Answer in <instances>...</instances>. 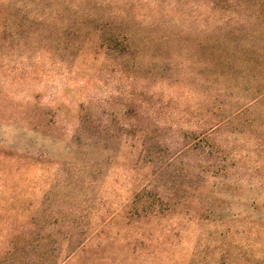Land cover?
Listing matches in <instances>:
<instances>
[{"label": "rangeland", "instance_id": "374dc122", "mask_svg": "<svg viewBox=\"0 0 264 264\" xmlns=\"http://www.w3.org/2000/svg\"><path fill=\"white\" fill-rule=\"evenodd\" d=\"M22 1L30 2L28 14L38 9L35 0H0ZM110 1L108 13L137 19V38L156 21L188 33L183 56L217 40L230 49L264 48L263 12L222 14L213 0ZM68 57L65 63L55 54L0 47V264H264V143L257 138L264 135V100L252 108L245 83L218 96L220 87L205 89L185 71L160 83L154 67L144 83V55L125 71L104 55ZM131 104L166 128L163 150L170 155L182 149L184 134L192 143L211 124L242 112L210 137L226 172H206L203 151L190 152L154 186L153 195L166 197L177 171L196 173L212 188L221 222L186 212L144 220V195L134 202L146 183L144 166L134 168L144 152L127 127ZM83 115L96 121L95 131L81 129ZM92 136H99L95 146L87 142ZM252 225L263 228L261 239ZM17 233L23 237L15 240ZM42 234L47 238L37 239ZM72 242L82 246L68 254Z\"/></svg>", "mask_w": 264, "mask_h": 264}, {"label": "trees", "instance_id": "16d2710c", "mask_svg": "<svg viewBox=\"0 0 264 264\" xmlns=\"http://www.w3.org/2000/svg\"><path fill=\"white\" fill-rule=\"evenodd\" d=\"M77 1L70 0V4L64 2L41 6L40 0H35L38 9L31 14L27 11L30 5L28 1L15 5L0 2V47L9 46L32 52L38 51L42 54H55L65 63L69 61L68 56L76 59L83 54L104 55L121 71H125L130 63L135 66L139 57L144 55V70L147 75L144 74V83L149 81L148 75L155 73L154 67L156 73L158 72L160 83H166L165 80L168 81L169 76L185 71L186 74L195 76L205 89L211 86L220 87L218 96L228 90L241 89V85L245 83L247 86L245 93L255 97L252 108L264 100V89L261 90L264 77L260 72L264 69V48L230 49L224 42L217 40L207 45L199 43L198 51L194 55L183 56L189 43L188 33L168 31L171 27H169L170 23L165 27L164 23L156 21L149 30L144 31L143 38L139 37L144 47L143 51V47L138 43L139 38L132 32V25L137 19L128 16L127 19L119 20L117 10L108 13V7L114 6L110 0H107L108 7L99 0ZM212 4L213 11L222 14L264 13V0H235L233 4L230 0H213ZM162 28L167 30L161 35L159 31ZM206 50L210 52H205ZM133 113L134 117H129L133 122L127 127H130V134L133 137L141 140L144 152V163L140 161L142 159L140 155L134 168L140 170L144 166V183H146L144 194L137 193L134 202L137 203L139 200V194L144 195V199L141 198L144 203V220L162 219L186 212L201 222H221L220 218H214L216 198L210 194L212 188L207 186L206 181L200 179L196 173H188L182 167L173 178L175 183L170 187V193L166 197L153 195L154 186L158 179L170 172L171 167L176 164L184 165L180 159L190 152L203 151L202 154L207 159L206 172L213 170H216L213 171L215 173L226 172L227 168L218 162L221 151L210 141V137L221 132L230 123V119H236L242 112L239 111L230 119H222L211 124L209 129L202 136L196 137L192 143L188 141V135L184 134L185 144L175 155L163 150L164 135L167 130L161 127L153 113L137 114L134 104H131L128 115ZM85 116L80 119L81 129H85V132L95 131L96 121L91 118L85 120ZM107 135L111 137L108 131ZM257 138L260 143H264V135ZM98 141L99 136L96 138L92 136L87 140L90 146H95ZM185 180L190 182V186L185 184ZM220 186L228 187L226 184L218 187ZM197 204L198 208L195 209ZM255 228L252 225V234H256L255 236L261 239L263 228L260 227L258 230ZM229 233L227 231L226 235ZM22 237V233H17L14 239ZM40 238L47 236L37 235V239ZM81 246L72 242V249L68 254L76 252Z\"/></svg>", "mask_w": 264, "mask_h": 264}]
</instances>
